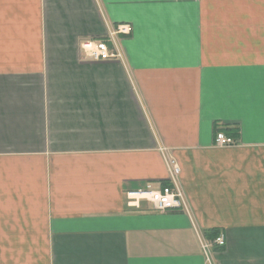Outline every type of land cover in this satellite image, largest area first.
<instances>
[{"label": "crops", "instance_id": "0c3cea01", "mask_svg": "<svg viewBox=\"0 0 264 264\" xmlns=\"http://www.w3.org/2000/svg\"><path fill=\"white\" fill-rule=\"evenodd\" d=\"M166 157L188 211L129 204ZM215 230L264 264V0H0V264H209Z\"/></svg>", "mask_w": 264, "mask_h": 264}, {"label": "built area", "instance_id": "2783aa9c", "mask_svg": "<svg viewBox=\"0 0 264 264\" xmlns=\"http://www.w3.org/2000/svg\"><path fill=\"white\" fill-rule=\"evenodd\" d=\"M130 34L129 27L126 25H118L111 29L104 39L87 40L81 43L80 49L85 57L91 61H123V53L118 45L119 37ZM236 142L226 137L222 132H216L214 135V146L229 147L235 145ZM160 152L165 154L166 149L160 148ZM166 164L169 171V185L159 189H147L127 193L129 204L137 203L145 200L151 204L152 210L158 213L173 210H187V204L184 195L179 187L178 175L179 167L172 158L166 157ZM225 246V237L220 233L211 241H202L201 247L206 261L210 264L212 253L216 249H222Z\"/></svg>", "mask_w": 264, "mask_h": 264}, {"label": "trees", "instance_id": "16d2710c", "mask_svg": "<svg viewBox=\"0 0 264 264\" xmlns=\"http://www.w3.org/2000/svg\"><path fill=\"white\" fill-rule=\"evenodd\" d=\"M236 135H237L236 133H232L229 135V137L234 138V137H236ZM168 185H169V183H165L163 186H168ZM218 235H219V232L215 230V231H211L209 234H206V238L208 241H211L215 237H217Z\"/></svg>", "mask_w": 264, "mask_h": 264}]
</instances>
